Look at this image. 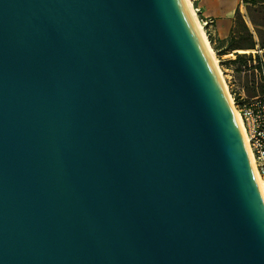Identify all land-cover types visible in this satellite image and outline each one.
Returning <instances> with one entry per match:
<instances>
[{
    "label": "water",
    "instance_id": "95a60500",
    "mask_svg": "<svg viewBox=\"0 0 264 264\" xmlns=\"http://www.w3.org/2000/svg\"><path fill=\"white\" fill-rule=\"evenodd\" d=\"M0 264H264L184 0H0Z\"/></svg>",
    "mask_w": 264,
    "mask_h": 264
},
{
    "label": "trees",
    "instance_id": "16d2710c",
    "mask_svg": "<svg viewBox=\"0 0 264 264\" xmlns=\"http://www.w3.org/2000/svg\"><path fill=\"white\" fill-rule=\"evenodd\" d=\"M251 5L252 7L249 8L250 11V21H252L255 32L251 30V28L248 26L247 21H245L243 15L241 14L240 8L237 9L235 18H234V27L232 29L230 39L228 40V46L223 52L217 53L220 55H223L227 52L225 51H234L235 49H244V50H251L256 49L259 46H261L262 49H264V0H250L248 2V5ZM207 35L210 39L212 45L215 42V39L212 36V33L207 27ZM258 37V40L256 39ZM221 45L225 44L226 41L220 40ZM214 46V45H213ZM214 48V47H213ZM215 49V48H214ZM237 58L235 60H232L230 62H226L227 64L231 63L234 66H237L238 71H244V72H251L254 67H249V62L253 60V56L251 55L248 57L247 55L238 54ZM260 56H257V59H260ZM252 69V70H251ZM236 99H239L237 97Z\"/></svg>",
    "mask_w": 264,
    "mask_h": 264
},
{
    "label": "built area",
    "instance_id": "2783aa9c",
    "mask_svg": "<svg viewBox=\"0 0 264 264\" xmlns=\"http://www.w3.org/2000/svg\"><path fill=\"white\" fill-rule=\"evenodd\" d=\"M193 1L196 2L197 0ZM197 11L200 12L201 9H197ZM202 23L204 27H208L214 22L202 17ZM259 52L261 53L262 50L257 51V53ZM253 66L254 70L258 72L263 70L264 72V57L262 56L259 61L254 60ZM234 95L236 97L237 92ZM238 97L239 104L237 107L243 118L245 134H247L250 150L253 152L257 169L264 182V93L251 98L247 95L246 88L243 87Z\"/></svg>",
    "mask_w": 264,
    "mask_h": 264
},
{
    "label": "rangeland",
    "instance_id": "374dc122",
    "mask_svg": "<svg viewBox=\"0 0 264 264\" xmlns=\"http://www.w3.org/2000/svg\"><path fill=\"white\" fill-rule=\"evenodd\" d=\"M225 0H219V2H223ZM250 0H240L239 3V8L241 11V14L243 15L245 21H247L248 26L251 28V30L254 32V34H256L255 32V27L252 23V21H250L249 15H250V11L249 8L252 7L250 4L248 5V2ZM259 1H263V0H259ZM201 2V0H197L196 2L193 1L194 6L197 9H200L199 3ZM217 4V2H216ZM200 21L202 23V17H204L203 12H198ZM213 29V28H212ZM205 30L207 32V27H205ZM258 40V37L256 38ZM252 51L250 53H240V52H235L234 54H243V55H247L248 57H250L251 55L254 58H257V56H263L264 57V49L261 48V46L258 45V47L256 49H251ZM262 50V52L259 54L257 53V51ZM217 54V53H216ZM218 59H220V67L223 70L224 76H225V80L227 83V86H229V91L234 99V102L236 103V106L239 104V99H235L238 97V94L240 92H242V88L245 87L246 88V93L249 97L252 98V96H256L259 94L264 93V72L262 71H256V70H252L251 72H247L245 74L239 75L237 73H232L231 70H227V66H226V62L223 60V58L217 54ZM251 60L249 62L248 65L254 67V60L259 61V59H254ZM249 66V67H250ZM250 67V68H252ZM237 92V95L235 97V93Z\"/></svg>",
    "mask_w": 264,
    "mask_h": 264
},
{
    "label": "bare ground",
    "instance_id": "6f19581e",
    "mask_svg": "<svg viewBox=\"0 0 264 264\" xmlns=\"http://www.w3.org/2000/svg\"><path fill=\"white\" fill-rule=\"evenodd\" d=\"M235 1L236 0H225L223 2H219L217 4V6H220L222 8L228 7L229 5L233 6ZM184 2L186 4V6L189 7V9L191 11L193 23H195V26L197 28L198 36H199L200 42L202 43L204 53L208 57L211 65H212L213 71H215V73L219 79V82L221 83L222 87H224L225 93H226L227 98H228V102H230L233 117L236 119V121L239 122V124L241 126V134L243 136L244 143L247 145V148L250 151V155H251V159H252V163H253V170L257 176V180H258V182L260 184V188H261V193L264 197V182L262 181V178H261L259 171L257 169L253 152H252V150H250L247 134H245L243 118L241 117V113H240L238 107L236 106V103L234 102V99H233V97L229 91V86H227L223 70L220 67V64H219L220 59H218L217 54H216V52L213 49V46L211 44V41L208 38L205 27H204L203 23H201V21H200L198 11H197V8L194 6L193 0H184ZM251 51L252 50H244V49L238 50V52H240V53H250Z\"/></svg>",
    "mask_w": 264,
    "mask_h": 264
},
{
    "label": "crops",
    "instance_id": "0c3cea01",
    "mask_svg": "<svg viewBox=\"0 0 264 264\" xmlns=\"http://www.w3.org/2000/svg\"><path fill=\"white\" fill-rule=\"evenodd\" d=\"M219 3V0H201L199 3L201 12L204 14V18H208L212 20L214 23L209 27L213 38L215 39L214 42V50H217L218 52H223L228 46V40L230 39V35L232 32V29L234 27V18L237 9L239 8L240 0H236L234 5H229L228 7L222 8L220 6H217ZM213 28V29H212ZM220 40L226 41V43L221 45ZM212 44V43H211ZM239 49H235L234 51H225L227 53L220 55L215 51L218 55H220L225 62H230L232 60H235L237 58V54H234L235 52H238ZM227 70H231L232 73H237L239 75L245 74L244 71H238L237 66L232 65L231 63L227 64Z\"/></svg>",
    "mask_w": 264,
    "mask_h": 264
}]
</instances>
